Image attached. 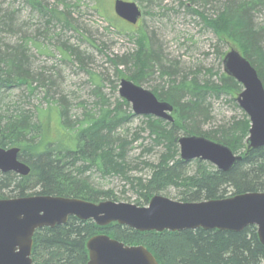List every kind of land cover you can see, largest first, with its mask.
Wrapping results in <instances>:
<instances>
[{"label": "trees", "instance_id": "trees-1", "mask_svg": "<svg viewBox=\"0 0 264 264\" xmlns=\"http://www.w3.org/2000/svg\"><path fill=\"white\" fill-rule=\"evenodd\" d=\"M211 29L219 41L231 39L238 44L242 54L256 69L264 86V27L255 23V13L261 0H187ZM32 10L48 22L59 23L64 11L48 12L40 0H27ZM218 4V7L217 5ZM211 6L216 12L207 15L203 9ZM16 16L0 5V147L19 148V159L31 168L28 176L0 172V196L23 198L33 195L81 198L89 202L115 199L111 192L92 191L88 173L126 176L132 163L128 155L132 147L129 132H119L133 115L121 112L129 106L125 100L108 111L100 108L91 113L85 122L71 125L65 122L66 109L59 110L62 121L75 133L71 140H63L40 149L41 126L39 116L26 108H16L14 114L5 111V96L13 87L34 82L31 69L30 47L36 44L35 36L23 32ZM47 21V19H46ZM67 22V20H64ZM8 37H17L14 44ZM138 50L132 54L133 82L141 84L144 77L158 73L165 82L154 93L161 101L173 106V122L152 116L143 121V131L156 146L164 147L158 163H146L151 170L150 179H128L138 193L137 205L147 206L150 200L168 188L178 191L180 202H201L225 199L250 192H264V147L247 148L250 120L243 113L213 131H203L202 124L209 120L208 96L223 93H240L242 86L225 73L219 82L208 79L204 84L197 76L191 80L165 64L158 50L137 40ZM69 49H67L68 51ZM124 60V59H122ZM210 78L212 72L209 71ZM39 86L45 87V81ZM36 89V87H35ZM4 97V99L2 98ZM4 110V111H3ZM68 121V120H67ZM85 123V124H83ZM129 124V123H128ZM203 136L229 147L241 154L242 160L229 172H222L208 162L197 161V170L187 175L186 162L180 158L178 140L182 136ZM185 170V171H184ZM107 235L129 246H144L159 264H264V245L257 228L249 226L242 232L219 230H183L138 232L126 226L111 224L100 227L93 221L70 217L66 224L54 228L38 229L33 237L34 264H87V242L96 235Z\"/></svg>", "mask_w": 264, "mask_h": 264}, {"label": "rangeland", "instance_id": "rangeland-1", "mask_svg": "<svg viewBox=\"0 0 264 264\" xmlns=\"http://www.w3.org/2000/svg\"><path fill=\"white\" fill-rule=\"evenodd\" d=\"M40 1L48 12L53 9L57 13L64 11L65 18L59 23L48 22V17L43 18L32 10L27 0H0V5L8 7L17 17L18 24L24 25L26 35L39 34L29 51L32 73L38 78L26 86L10 89L3 103L9 114H14L16 108H26L39 116L40 149L75 136L62 121L60 109H66L68 121L65 122H70L71 126L85 122L91 113L99 114L102 106L111 111L124 101L119 93L120 84L123 79L133 82L131 58L138 50L139 38L158 50L163 65L178 73L177 81L184 75L190 80L197 76L201 84L208 79L218 83L219 75L224 74L225 55L231 49L242 54L233 40L225 38L219 41L201 17L192 11L195 8L187 0H124L135 2L143 12L136 26L116 16L114 0ZM260 4L262 6L259 5L254 19L257 25L264 27V0ZM203 11L210 16L216 12L211 6ZM16 40L17 37H8L7 41L14 44ZM38 79L45 81V87L39 86ZM164 81H169V78L161 80L156 73L144 77L139 86L155 93L165 84ZM238 94L208 96L210 117L203 124L201 122L203 131H213L241 118L244 111L237 103ZM120 110L133 115L129 124L119 130L121 133L129 132L128 140L132 141L128 155L131 168L126 176L93 171L87 177L93 185L92 191L111 192L115 196L114 200L108 198L99 202L137 205L139 196L130 181L150 179L152 173L146 163H158L164 147L156 146L149 138V132L141 130L146 116L135 115L131 104L128 107L123 105ZM197 161L200 160L186 162L187 175L196 172ZM2 195L0 200L9 199L6 197L10 193L6 191ZM177 195L174 187L160 194L174 201H178Z\"/></svg>", "mask_w": 264, "mask_h": 264}, {"label": "water", "instance_id": "water-1", "mask_svg": "<svg viewBox=\"0 0 264 264\" xmlns=\"http://www.w3.org/2000/svg\"><path fill=\"white\" fill-rule=\"evenodd\" d=\"M114 12L131 25L137 24L142 16L135 2L124 0L114 1ZM223 69L228 77L243 87L236 100L251 124L248 150L264 147V86L256 69L235 49L225 55ZM119 93L131 104L135 115L174 121L173 106L160 101L151 91L123 79ZM178 145L184 162H208L222 172H229L242 160L241 154L203 136H182ZM19 154V148L0 147V172L28 176L31 168L19 159ZM70 217L91 220L100 227L117 223L142 233L197 229L242 232L255 226L264 245V192L201 202H180L157 195L144 207L34 195L0 200V264H34L35 232L64 225ZM87 251V264H159L144 246H129L103 234L88 240Z\"/></svg>", "mask_w": 264, "mask_h": 264}, {"label": "flooded vegetation", "instance_id": "flooded-vegetation-1", "mask_svg": "<svg viewBox=\"0 0 264 264\" xmlns=\"http://www.w3.org/2000/svg\"><path fill=\"white\" fill-rule=\"evenodd\" d=\"M115 1V0H114ZM141 9V8H140ZM141 12H142V10H141ZM142 15H143V12H142ZM141 18H142V16H141ZM140 18V19H141ZM140 19L138 20V22H137V24L139 23V21H140ZM123 21V20H122ZM123 22H126V21H123ZM127 24H129L128 22H126ZM137 24H135V25H131V24H129V25H131V26H136ZM152 92V91H151ZM152 93H154V92H152ZM155 95V94H154ZM156 96V95H155ZM157 97V96H156ZM161 101V100H160ZM158 119V118H157ZM166 121V120H165Z\"/></svg>", "mask_w": 264, "mask_h": 264}, {"label": "bare ground", "instance_id": "bare-ground-1", "mask_svg": "<svg viewBox=\"0 0 264 264\" xmlns=\"http://www.w3.org/2000/svg\"><path fill=\"white\" fill-rule=\"evenodd\" d=\"M243 56V55H242ZM244 57V56H243Z\"/></svg>", "mask_w": 264, "mask_h": 264}]
</instances>
